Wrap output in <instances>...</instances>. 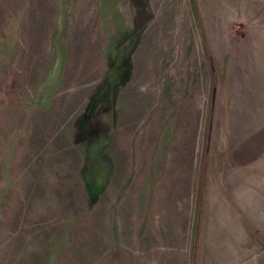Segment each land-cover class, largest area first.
<instances>
[{
  "label": "rangeland",
  "instance_id": "obj_1",
  "mask_svg": "<svg viewBox=\"0 0 264 264\" xmlns=\"http://www.w3.org/2000/svg\"><path fill=\"white\" fill-rule=\"evenodd\" d=\"M0 264H264L262 0H0Z\"/></svg>",
  "mask_w": 264,
  "mask_h": 264
},
{
  "label": "crops",
  "instance_id": "obj_2",
  "mask_svg": "<svg viewBox=\"0 0 264 264\" xmlns=\"http://www.w3.org/2000/svg\"><path fill=\"white\" fill-rule=\"evenodd\" d=\"M263 4H264V0H262Z\"/></svg>",
  "mask_w": 264,
  "mask_h": 264
}]
</instances>
